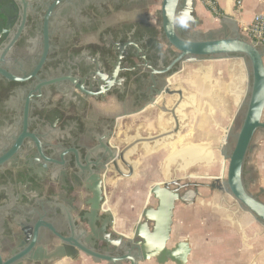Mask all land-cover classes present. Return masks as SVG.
<instances>
[{
  "label": "flooded vegetation",
  "instance_id": "flooded-vegetation-1",
  "mask_svg": "<svg viewBox=\"0 0 264 264\" xmlns=\"http://www.w3.org/2000/svg\"><path fill=\"white\" fill-rule=\"evenodd\" d=\"M160 5L161 0H0V254L3 261L33 243L42 248V260L29 262L26 257L30 252L20 264H54L64 259L73 263L80 256L92 264H130L128 260L116 261L123 252L100 241V229L106 225L104 234L110 240L121 236L129 248L141 241L142 229H137L140 225L147 230L151 227L142 218V212L155 208L156 201L149 195L150 186L130 234H119L114 231L113 209L106 205L105 185L109 180L138 178L147 158L144 151L154 142L137 144L135 152L128 156L135 173L129 179L107 169L109 162L104 152L107 148L119 151L134 138H152L164 133L153 134V130L157 126L162 129L165 121L156 123L154 119L152 126L146 121L153 114L152 83L155 81L160 86L166 80L171 90L176 89L172 88L173 79L169 76L175 73L179 79L184 74V64L177 63L174 70L168 71L178 53L162 34ZM192 16L196 17L194 11ZM198 26L187 23L179 36L195 40L193 34L198 32ZM200 37L203 38L201 33ZM235 58L243 61L241 57ZM168 97L175 98H164ZM177 100L178 97L173 102ZM246 102L247 88L221 139L228 154L240 129ZM165 104L159 106L167 111L161 115H170ZM175 119L178 127L176 116ZM260 121L264 123V110ZM143 129L147 130L145 135ZM258 136H264V130H256L252 136L242 179ZM219 156L227 167L220 151ZM120 168L128 172L124 166ZM95 180L101 182L102 200L94 234L85 215L90 211V188ZM162 183L154 182L152 186ZM200 188L188 187L180 193L195 191V202ZM76 243L102 258L114 260L92 259L81 253ZM59 250L66 256L58 258ZM134 253L136 264H157L155 259L140 261Z\"/></svg>",
  "mask_w": 264,
  "mask_h": 264
},
{
  "label": "water",
  "instance_id": "water-1",
  "mask_svg": "<svg viewBox=\"0 0 264 264\" xmlns=\"http://www.w3.org/2000/svg\"><path fill=\"white\" fill-rule=\"evenodd\" d=\"M229 5L228 3L224 15L219 19V27L217 29L206 33L203 35V38L200 37L199 32H195L193 35L196 39L187 40L181 38L179 32L186 29L187 23H191L194 26L200 24L197 17L192 16L195 0H161L159 10L160 28L169 46L178 53L177 59L169 66L168 71L174 70L173 66L177 63L179 66L183 64H201L203 62H212L235 57H241L243 62L245 61L244 65L247 70L248 79L247 102L245 103L246 110L243 115L240 129L235 135L232 151L228 154L224 146L219 148L222 156L227 161L226 178L222 186L224 191L233 197L243 210L249 212L264 226V203L247 191L242 179L243 165L246 154L249 151L252 136L256 130H264V123L260 121L264 110V47L248 42L243 38ZM175 76V73H172L169 79H173ZM152 84L153 91L150 101L153 107H150V110L153 114L148 115L146 121L150 123V126H152V120L154 119L156 123L161 120L165 121L162 129L157 126V129L153 130V134L160 131H164V133L152 138H134L119 151L106 149L104 154L106 155V160L109 162L107 169L122 178L129 179L135 175L133 168L134 164L128 161V156L134 153V148L137 144L154 142V144H150L152 148L158 144L176 141L178 127L179 131L184 130V115L195 117L192 102L186 96L182 95L180 90H171L166 80H162L160 86L157 85L155 81H153ZM165 96H175V98H164ZM177 97V102H173ZM163 102L166 103L165 107L170 110L168 111L170 115H161V112H167L159 108ZM154 106H158L157 109L159 111ZM174 110L175 116L178 118V127L174 116ZM145 132H147V130L143 129V135L146 134ZM148 132L149 135H151L150 129ZM138 136L144 137L142 135ZM120 165L127 168L128 172L124 173ZM170 186L174 188L171 189ZM188 187L197 189L202 186L198 184L181 185L178 183L177 179L163 182L162 185L154 184L151 186L149 195L156 201V206L153 209L149 208L142 212V218L150 223L151 227L148 230L144 225H140L137 228L138 230L142 229V236L141 241H137L135 245L129 248L126 247L121 236L117 239L110 240L109 235L104 234L106 225H102L100 229V241H103L107 247L112 245L123 252L122 257H117L116 261L128 260L130 264H136L135 258L132 256V252L135 251L134 254L140 261L155 259L157 264H165L168 261L174 264H186L187 257L190 253L188 240L184 239L174 244L172 247L168 246V242L170 239L175 202L184 204L194 202V197L196 196L195 191L180 193L181 189ZM90 190L92 191V198L89 201L90 211L85 215V218L88 220L91 232L95 234V222L97 221V213L102 200L101 182L95 180ZM108 222L111 224L112 221L108 220ZM114 240L116 242H113ZM128 243H130V240H128ZM76 245L79 251L86 256L92 259L102 258L96 252L78 243H76ZM59 251L58 258L66 256L61 253V250ZM108 251H112V249ZM30 252L31 255L26 257L29 262L35 263L38 260H42L40 259L44 255L42 248L30 243L25 246L23 250L5 261L2 260L0 254V264H20L21 260H24L26 254ZM102 259L107 260L108 258ZM45 260L48 262L50 261L48 259ZM108 260L111 261L114 259L111 258ZM78 261L91 263L89 259L83 256H80Z\"/></svg>",
  "mask_w": 264,
  "mask_h": 264
},
{
  "label": "crops",
  "instance_id": "crops-1",
  "mask_svg": "<svg viewBox=\"0 0 264 264\" xmlns=\"http://www.w3.org/2000/svg\"><path fill=\"white\" fill-rule=\"evenodd\" d=\"M240 1L239 12L235 13L233 8L235 0H220V16L214 17L199 0H195L194 13L200 22V28L208 30L212 25L218 28L217 18L224 15L228 3L240 30L249 25L255 15L264 14V0ZM230 62V66L225 64ZM203 63H209L210 69L212 68L216 73L218 71L217 74H220L221 79L220 82L214 80V90L204 89L205 94L215 95L216 102L220 104L218 108L224 107L230 102L233 108L229 112L216 110L210 118L203 117L198 111L194 112L195 117L184 116L183 133L188 132L190 137L188 141L184 142V146L180 145L179 148L186 151L184 156H188L192 165H197L201 160L196 155V152L200 150L199 146L207 145L209 150L219 151L222 143L218 142L217 138L225 133L233 117L234 99L237 98L240 103L248 84L247 71L242 60L229 58ZM187 65H183L184 72ZM237 74L241 83L234 89V75ZM223 77L229 79L228 84L225 83ZM195 84L198 85L197 82ZM183 87L189 88L185 82ZM222 96L231 99H225ZM209 136L212 141L206 142ZM188 151L189 154H187ZM219 157L217 159L214 157L212 163L208 165L211 168L210 173L216 169L217 177H203V179L212 182H206L204 184L206 187L199 189V198L195 199L193 203L175 205L170 234V241L174 238L172 246L181 240H188L190 253L187 257V264H264V226L220 188L221 182L225 180L226 164L221 156ZM146 169L148 168L146 167ZM243 180H245L244 184L248 192L264 203V136L256 138L255 149L250 154ZM105 187L107 186L105 185ZM192 224L194 225L193 229L187 230L188 225ZM116 226L114 227L115 232ZM54 264L91 263L83 261L69 263V260L64 259L61 262L55 261Z\"/></svg>",
  "mask_w": 264,
  "mask_h": 264
},
{
  "label": "rangeland",
  "instance_id": "rangeland-1",
  "mask_svg": "<svg viewBox=\"0 0 264 264\" xmlns=\"http://www.w3.org/2000/svg\"><path fill=\"white\" fill-rule=\"evenodd\" d=\"M210 28L211 29L208 30H202L200 26H198L197 30L201 33L202 36L210 32L209 30L217 29L213 25ZM238 63H240V61H238ZM225 64L230 66L231 62ZM217 73L215 70L213 71L212 68L210 69L209 63L188 64L186 66L184 74L181 75L179 79L173 78L172 88L179 89L182 92V95L186 96L192 102L194 112H200L203 117L210 118V116L214 114L216 110H219V112H229L233 108L231 102L224 107L222 106L221 108H218V105L220 104L216 102V99L214 97L215 95H211L208 92V96L204 92L206 89L209 91L214 90V80L220 82V74ZM237 77H239L238 74L234 75V89L238 84L241 83L240 77ZM223 80L225 81V83H229V79H226V77H223ZM184 82L189 88L183 87ZM195 82L198 83L197 86ZM222 97H224L225 99H231L225 96ZM234 100L235 102L233 105V112L235 113L239 102L237 101V98ZM236 131L237 128L235 132ZM189 137L190 136L188 132L184 134L182 130V132L178 131V133L176 134V141L158 144L152 148L150 147V145H148L147 149H145L146 151H144L145 156H147L146 161H144L146 165L144 164V167L140 169L141 173H139L138 178L134 180L124 181H107V187L105 189V194L107 197L106 205L113 209L117 224L115 228L116 232H118L119 234H130L132 227L138 220L140 211L144 206L145 197L148 194V189L154 182H169L170 180L177 179L178 183L181 184H205L206 182L210 183L212 181L203 179V177H217L216 169H213V171H211L210 173L209 170H211V168L208 165L212 163L214 157L215 159L220 158L219 151L209 150L207 148V145L199 146L200 150L196 152V155L199 156L197 158H200L201 160L197 165H192L188 160V156H184V151L179 148L180 145L181 147L184 146V142L188 141ZM222 138L223 135L219 136L217 138V141H220L222 143ZM208 141H212V138H210V136L208 137V140H206V142ZM146 167L148 169H146ZM151 200L152 202H150V204L154 205L155 203L153 199H150V201ZM176 205L180 206L179 204ZM193 226V224L188 225L189 228L187 227V230L193 229ZM173 242L174 238L169 241L168 246L172 247Z\"/></svg>",
  "mask_w": 264,
  "mask_h": 264
},
{
  "label": "built area",
  "instance_id": "built-area-1",
  "mask_svg": "<svg viewBox=\"0 0 264 264\" xmlns=\"http://www.w3.org/2000/svg\"><path fill=\"white\" fill-rule=\"evenodd\" d=\"M199 1L212 15L216 17L220 16V8H219L220 0H199ZM240 7H241V1L235 0L233 4L235 13L239 12ZM241 34L248 42L255 43L258 46H264V14L261 13L255 15L252 21L250 22V24L241 29Z\"/></svg>",
  "mask_w": 264,
  "mask_h": 264
},
{
  "label": "bare ground",
  "instance_id": "bare-ground-1",
  "mask_svg": "<svg viewBox=\"0 0 264 264\" xmlns=\"http://www.w3.org/2000/svg\"><path fill=\"white\" fill-rule=\"evenodd\" d=\"M186 152V151H185ZM187 154H188V152H187Z\"/></svg>",
  "mask_w": 264,
  "mask_h": 264
}]
</instances>
